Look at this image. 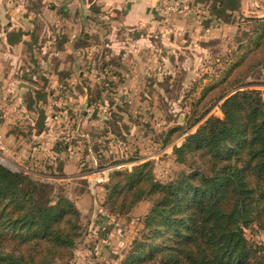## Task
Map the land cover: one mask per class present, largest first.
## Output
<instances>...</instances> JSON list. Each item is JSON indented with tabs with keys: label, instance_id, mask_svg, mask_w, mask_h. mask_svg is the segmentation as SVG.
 Here are the masks:
<instances>
[{
	"label": "trees",
	"instance_id": "1",
	"mask_svg": "<svg viewBox=\"0 0 264 264\" xmlns=\"http://www.w3.org/2000/svg\"><path fill=\"white\" fill-rule=\"evenodd\" d=\"M81 35L74 49L92 37L83 29ZM218 63L224 66L220 76H204L188 98L201 90L205 98L196 107L222 88L214 103L222 102L224 118H207L176 148L186 170L164 184L156 181L151 162L109 175L105 189L112 212L129 216L143 201L151 204L122 264H264V246L245 236L253 225L264 230V98L258 90L230 95L264 85V17L241 16L232 46ZM208 113L194 112L189 129ZM184 132L171 130L165 143ZM95 152L101 158V149ZM81 166L71 168L78 175ZM60 171L56 177L67 178ZM81 238V213L56 184L0 164V264L69 262Z\"/></svg>",
	"mask_w": 264,
	"mask_h": 264
},
{
	"label": "rangeland",
	"instance_id": "2",
	"mask_svg": "<svg viewBox=\"0 0 264 264\" xmlns=\"http://www.w3.org/2000/svg\"><path fill=\"white\" fill-rule=\"evenodd\" d=\"M120 20L119 13L100 12L82 26L65 27L71 34H79L82 27L83 32L92 36L82 42L79 56L63 54L61 58H55L63 65L62 79L82 87L84 95L89 97L86 102L62 105L64 101L60 94L54 98L52 95L50 99L45 96L51 91L46 87L47 72L42 68L46 54L38 51L33 57L36 62L40 61V65H34L36 77L29 82L36 87L33 95L36 100L28 99L25 105H20L21 93L16 94L14 89L2 90L4 103L15 106L22 114L23 118H19L15 125L18 134L28 133L29 127L42 115L60 117L50 143L56 148V145L68 142V148L77 150L75 163L81 162L82 165L73 178L56 180L55 177L61 175L60 160L66 159L67 153L58 157L50 147L32 151L29 158L22 152L13 157L8 153L0 154V164L36 181L56 184L57 192L69 197L80 211L82 238L73 259L58 264H122L132 243L143 232V219L151 204L143 201L129 216L112 212L105 189L109 175L116 171L132 172L134 166L151 162L156 181L167 183L186 170L177 159L176 148L181 147L187 136L207 118H224L220 110L222 102L214 103L222 88L207 94V98L196 107L194 102L202 97L201 90L188 96L193 93V85L204 76L215 79L220 76L224 66L220 67L218 60L232 46L235 31L224 40L212 41L205 50L170 51L164 56L148 53L141 61L144 71L139 72L134 65L133 53L128 54L123 49L126 45L132 47L133 41L128 36L132 33L120 26ZM76 43L74 39L71 47L74 48ZM244 90H258L264 98V85L239 88L230 95ZM58 91L67 92L70 97L74 92L68 88ZM206 109L209 110L207 116L189 129L194 112L200 114ZM178 127L185 130L184 134L173 136V140L166 144L169 132ZM64 130L66 133L62 134ZM68 135L69 141H65L63 138ZM28 139L34 144L39 141L32 137ZM96 148L101 149V158L97 157ZM33 155L34 162L29 165ZM245 236L251 243L264 246V230L258 225L246 229Z\"/></svg>",
	"mask_w": 264,
	"mask_h": 264
},
{
	"label": "crops",
	"instance_id": "3",
	"mask_svg": "<svg viewBox=\"0 0 264 264\" xmlns=\"http://www.w3.org/2000/svg\"><path fill=\"white\" fill-rule=\"evenodd\" d=\"M183 1L0 0V136L8 149V154L13 157L22 152L29 158L32 151L53 147L52 153H56L57 156L68 154L64 156L66 159L60 160L66 177L73 178L77 175L71 168L72 163H75L77 150L68 148L69 146L65 144L56 145L55 148V144L50 143L55 135V125L61 118L42 115L29 127V131H26L28 133L18 134L15 125L19 118H23L22 114L17 112L15 106L4 103L2 90L14 89L16 94L21 93L18 100L20 105H25L28 99L36 100L33 97L36 87L29 82L36 77L37 69L34 65H40V61L36 62L33 57L38 51L46 54L42 68L47 72L46 87L51 91L45 96L50 99L52 95L54 98L56 94H60L64 101L61 102L62 105L86 102L87 97L82 87L62 79L63 65L55 58H61L63 54L80 55V51L72 48L71 44L81 34L82 27L79 34H71L65 27L82 26L91 22L96 16L94 10L106 14L114 12L121 14L120 26L132 33L128 36L133 41L132 47L126 45L123 49H126L128 54L133 53V57L136 58L134 65L139 72L144 71L141 61L148 53L153 56L157 53L164 56L170 51L182 53L181 51L189 49L205 50L212 41L224 40L235 31L241 16L264 17V0H209L208 5H205L203 0H190L192 5L201 6L205 10V18L201 23L193 16L181 13L165 16L162 13L166 4ZM21 83L33 86L35 91L20 88ZM67 88L74 91L71 97L67 92L58 91ZM65 133L64 130L62 134ZM27 137L37 138L39 141L34 144L27 140ZM34 157L33 155L28 162L29 165L34 162Z\"/></svg>",
	"mask_w": 264,
	"mask_h": 264
},
{
	"label": "built area",
	"instance_id": "4",
	"mask_svg": "<svg viewBox=\"0 0 264 264\" xmlns=\"http://www.w3.org/2000/svg\"><path fill=\"white\" fill-rule=\"evenodd\" d=\"M162 13L165 16H170L173 13H181L187 16H193L197 22L201 23L205 18V10L201 6H194L190 2V0H184L183 2H175L166 4L163 9ZM8 149L2 141L0 136V154H7Z\"/></svg>",
	"mask_w": 264,
	"mask_h": 264
},
{
	"label": "water",
	"instance_id": "5",
	"mask_svg": "<svg viewBox=\"0 0 264 264\" xmlns=\"http://www.w3.org/2000/svg\"><path fill=\"white\" fill-rule=\"evenodd\" d=\"M20 88H24V89H27V90H31L32 92L35 91V88L31 85H28V84H25V83H21L20 84Z\"/></svg>",
	"mask_w": 264,
	"mask_h": 264
}]
</instances>
